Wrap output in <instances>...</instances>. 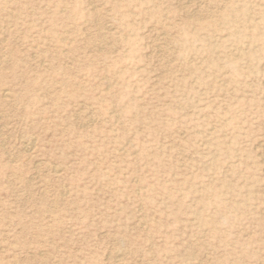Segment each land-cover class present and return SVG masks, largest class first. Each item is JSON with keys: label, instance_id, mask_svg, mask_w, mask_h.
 <instances>
[{"label": "rangeland", "instance_id": "374dc122", "mask_svg": "<svg viewBox=\"0 0 264 264\" xmlns=\"http://www.w3.org/2000/svg\"><path fill=\"white\" fill-rule=\"evenodd\" d=\"M0 264H264V0H0Z\"/></svg>", "mask_w": 264, "mask_h": 264}, {"label": "bare ground", "instance_id": "6f19581e", "mask_svg": "<svg viewBox=\"0 0 264 264\" xmlns=\"http://www.w3.org/2000/svg\"><path fill=\"white\" fill-rule=\"evenodd\" d=\"M133 14V13H132ZM7 94H5V96H6ZM203 146V145H202Z\"/></svg>", "mask_w": 264, "mask_h": 264}]
</instances>
